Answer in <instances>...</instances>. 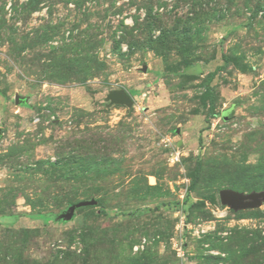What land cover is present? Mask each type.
I'll return each mask as SVG.
<instances>
[{"label":"rangeland","instance_id":"374dc122","mask_svg":"<svg viewBox=\"0 0 264 264\" xmlns=\"http://www.w3.org/2000/svg\"><path fill=\"white\" fill-rule=\"evenodd\" d=\"M224 189L264 191V0H0V264H264Z\"/></svg>","mask_w":264,"mask_h":264},{"label":"water","instance_id":"95a60500","mask_svg":"<svg viewBox=\"0 0 264 264\" xmlns=\"http://www.w3.org/2000/svg\"><path fill=\"white\" fill-rule=\"evenodd\" d=\"M111 99L114 103L132 106L133 100L126 91H118L113 93ZM219 199L223 206L229 207L234 211H243L249 209L259 208L264 203V191L252 192L245 194L232 189H224L219 192ZM97 202H81L72 206L69 210L68 217H71L73 212L80 207L95 206Z\"/></svg>","mask_w":264,"mask_h":264},{"label":"trees","instance_id":"16d2710c","mask_svg":"<svg viewBox=\"0 0 264 264\" xmlns=\"http://www.w3.org/2000/svg\"><path fill=\"white\" fill-rule=\"evenodd\" d=\"M197 177H198V172H196V174H195V178H196V179H197ZM211 201H212V202H215V197H214V196L211 197Z\"/></svg>","mask_w":264,"mask_h":264},{"label":"built area","instance_id":"2783aa9c","mask_svg":"<svg viewBox=\"0 0 264 264\" xmlns=\"http://www.w3.org/2000/svg\"><path fill=\"white\" fill-rule=\"evenodd\" d=\"M174 161L175 162H178L179 160H178V157H174Z\"/></svg>","mask_w":264,"mask_h":264}]
</instances>
